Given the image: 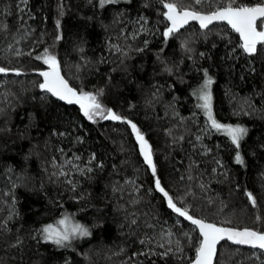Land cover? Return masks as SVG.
I'll use <instances>...</instances> for the list:
<instances>
[{"label": "trees", "instance_id": "obj_1", "mask_svg": "<svg viewBox=\"0 0 264 264\" xmlns=\"http://www.w3.org/2000/svg\"><path fill=\"white\" fill-rule=\"evenodd\" d=\"M169 2L214 11L228 0ZM163 3L0 0L10 104L0 113V176H10L4 187L15 198L0 233V264H190L201 236L168 206L157 178L190 215L264 232V52L258 45L256 54L244 53L224 23L165 37ZM21 32L28 34L17 42ZM45 52L78 92L97 95L123 119L89 120L78 104L43 92L35 71L48 67L36 59ZM208 78L217 122L247 129L238 148L198 106L194 93ZM243 102L251 113L237 111ZM127 120L151 145L155 176ZM66 159L77 167H61ZM64 216L90 235L63 246L45 240L41 230ZM214 264H264V251L224 243Z\"/></svg>", "mask_w": 264, "mask_h": 264}, {"label": "snow or ice", "instance_id": "obj_2", "mask_svg": "<svg viewBox=\"0 0 264 264\" xmlns=\"http://www.w3.org/2000/svg\"><path fill=\"white\" fill-rule=\"evenodd\" d=\"M100 2L101 4L111 3L113 0H100ZM161 2L163 3V0H161ZM202 2L203 0H195L196 4H201ZM163 7L167 9L164 16L166 20L170 22V26H168L163 33L165 37L172 36L179 32L189 21H198L202 29H208L209 25L214 21H222L226 22L232 30L239 34L242 40L240 47L243 49L244 53L248 55L256 54L258 45L260 46V51L264 52V0L251 6H234V0H228L225 6L219 7L209 14L180 8L175 2L163 3ZM36 59H43V62L48 65L50 69V71L40 72L44 81L38 86L44 92L51 93L53 96L58 97L60 100L67 101L69 104H78L83 114L89 120H93V117L97 115L101 116L103 119H123L111 109L105 110L99 102L97 95L83 91L78 92L75 88L70 87L67 80L60 74L59 61L54 55L45 52L43 57L37 56ZM8 71V69L0 67V73H7ZM211 84L212 80L208 78L198 92L194 93L198 95L199 100L203 101V103L198 106L207 113L208 119L211 122V127L216 131L225 132L227 136L230 137L232 143L238 148L241 139L247 134V129L217 122L212 114L211 94L208 91ZM105 111L107 114H105ZM127 123L131 125L133 132H135L136 139L140 143V151L144 156V160L151 167L152 174L155 176L156 166L152 159L151 145L134 123L131 121H127ZM236 160L239 163H243L240 155L236 156ZM155 185L156 188L167 197L168 206L179 216L186 218L192 225L199 229V234L202 239L196 249V256L193 264H213V257L216 254L217 244L225 239V237L236 244H247L252 247L264 249V233L247 228L236 230L218 227L214 223H206L204 220L196 219L189 214L187 209L178 207L177 204L173 202L172 197L161 187L158 178L155 180ZM247 195L252 200V203L255 204L252 193H248ZM41 231L44 234L45 240L61 246L65 245L66 242H70V240L77 235H90L87 227L79 223L73 224L69 216H64L63 219H60L58 221V226L49 224ZM161 247H163V245H161ZM163 255H167V253L165 252Z\"/></svg>", "mask_w": 264, "mask_h": 264}, {"label": "rangeland", "instance_id": "obj_3", "mask_svg": "<svg viewBox=\"0 0 264 264\" xmlns=\"http://www.w3.org/2000/svg\"><path fill=\"white\" fill-rule=\"evenodd\" d=\"M140 28L144 29L143 31H145L146 29L147 30L149 29V27L146 23H140ZM20 29H24L23 26H21ZM27 34L28 33H26V32H24V33L21 32L18 35L16 33L15 36L17 35V37H19V38H17V42H18V40L26 37ZM9 46H10L9 48L13 47V45H9ZM8 51H9V49H8ZM8 84H9L8 76L3 74V73H0V113H2L4 110H6L8 107H10L9 101L7 100V90L5 89L8 86ZM243 103L244 104H242V105L240 104V107H237V108H239L237 111L240 113H251L253 111V109H250L251 105H249L247 102H243ZM245 106H247V108L249 110H246ZM77 165L78 164L72 163L69 159H66L63 161V164L61 165V167L64 168L66 166H69L73 170L75 167H77ZM54 166H56V165H54ZM57 166H58V164H57ZM7 180L9 182L6 184H3V182H6ZM11 183L12 182H11L10 176L8 174H6L4 176H0V233H3L2 231L7 230L8 221L12 218V216L15 213V210H14L15 198L13 196V192L10 191L7 187H4V185H10ZM127 184L129 185L130 183L127 182ZM128 185H127V187H128Z\"/></svg>", "mask_w": 264, "mask_h": 264}, {"label": "water", "instance_id": "obj_4", "mask_svg": "<svg viewBox=\"0 0 264 264\" xmlns=\"http://www.w3.org/2000/svg\"><path fill=\"white\" fill-rule=\"evenodd\" d=\"M187 9H189V10H195V9H190V8H187ZM166 11H167V9L165 10V12H166ZM195 11L201 12V13H203V14H209V13L212 12V11H199V10H195ZM214 11H215V10H214ZM164 17H165V16H164ZM165 20H166V18H165ZM166 21H167V20H166ZM167 22H168V21H167ZM220 23H224V24L227 25L226 22H222V21H214L211 25H209V28L212 27V26H214V25L220 24ZM168 24L170 25V22H168ZM191 24H195V25H197L199 28H201L200 25H199V22H198V21H189V23H188L187 25H185V26H188V25H191ZM228 26H229V25H228ZM229 27H230V26H229ZM183 28H184V27H183ZM181 29H182V28H181ZM201 29H202V28H201ZM233 31H234V30H233ZM59 66H60V65H59ZM43 71H50V69H49V67H46V68H44V69H40V70L35 71V73L38 74V75L40 76L41 83H43L44 78L40 75V72H43ZM60 74L64 77L65 80H67V82H68V84H69L70 87L75 88V89L77 90V88H76L75 86H73V85L69 82V80L65 77V75L63 74V72H62V70H61V66H60ZM41 90H42V89H41ZM42 91H43V90H42ZM43 92H44V91H43ZM45 93H46V92H45ZM48 94H50L52 97L58 99L59 101L65 103V104L70 105L67 101L60 100L58 97L53 96L51 93H48ZM127 121H129V120H127ZM193 217L196 218V219L204 220L206 223H214V224H216L218 227H224V228H230V229H236V230H243V229L247 228V229H250V230L257 231L256 229L251 228V227H235V226L220 225V224H217V223H215V222H212V221H209V220H205V219H202V218H199V217H196V216H193ZM189 222H190V221H189ZM190 223H191V222H190ZM195 227H196V226H195ZM196 229H197L198 232H199V229H198V228H196ZM258 232H259V231H258ZM261 233H264V232H261ZM201 239H202V237H201ZM224 243H230V244H232V245H237V246H241V247H247V248H250V249H256V250H262V251H264V249H260L259 247H252L251 245H247V244H243V245H242V244H236V243H234L233 241H230V240H228V239L225 237V239L221 240V241L217 244V247H216V254H215V256L213 257V264L215 263V260H216L217 254H218L219 247H220L222 244H224ZM193 262H194V260H193L190 264H193Z\"/></svg>", "mask_w": 264, "mask_h": 264}, {"label": "bare ground", "instance_id": "obj_5", "mask_svg": "<svg viewBox=\"0 0 264 264\" xmlns=\"http://www.w3.org/2000/svg\"><path fill=\"white\" fill-rule=\"evenodd\" d=\"M192 25V24H191ZM195 25V24H194Z\"/></svg>", "mask_w": 264, "mask_h": 264}]
</instances>
